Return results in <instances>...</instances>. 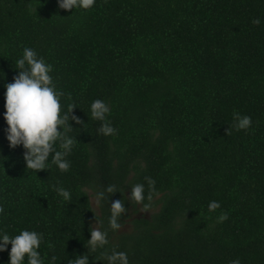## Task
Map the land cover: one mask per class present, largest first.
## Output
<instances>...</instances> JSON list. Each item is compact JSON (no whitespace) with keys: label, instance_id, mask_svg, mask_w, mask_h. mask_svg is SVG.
Instances as JSON below:
<instances>
[{"label":"trees","instance_id":"trees-1","mask_svg":"<svg viewBox=\"0 0 264 264\" xmlns=\"http://www.w3.org/2000/svg\"><path fill=\"white\" fill-rule=\"evenodd\" d=\"M25 46L53 66L61 114L75 105L69 116L84 121L69 119L76 140L66 172L51 156L46 169L26 168L24 149L5 138L4 84ZM97 98L111 109L115 135L91 117ZM233 112L251 116V127L237 131ZM0 154V228L42 232L45 264L80 254L107 264L100 258L112 250L129 264H264V0H96L87 10L0 0ZM146 176L157 189L147 209L129 196L143 183L147 197ZM108 185L117 190L105 192L97 214L89 192ZM115 199L125 203L121 226L130 208L153 212L113 232ZM210 201L220 207L209 212ZM221 212L227 219L217 222ZM93 221L109 240L95 252Z\"/></svg>","mask_w":264,"mask_h":264},{"label":"clouds","instance_id":"clouds-1","mask_svg":"<svg viewBox=\"0 0 264 264\" xmlns=\"http://www.w3.org/2000/svg\"><path fill=\"white\" fill-rule=\"evenodd\" d=\"M58 6L65 10L90 9L96 0H57ZM252 23L259 25L261 19L253 18ZM18 74L13 76L11 82L4 84V117L6 128L5 138L8 146L15 149L21 146L24 149L23 158L25 167L37 170L48 168L49 157L51 163L55 164L62 172L70 168L67 157L75 144L76 138L68 133L73 127L69 119L75 120L77 124H82L79 117L69 114L75 105H69L67 112L61 114L60 100L64 95L62 90L57 89L51 76L53 66L46 62L43 56L37 51L25 46L22 55L16 60ZM90 112L93 120L101 122L98 131L105 136L115 135L117 129L112 126L108 118L111 109L108 104L99 98L94 99L90 104ZM234 128L247 130L252 125V118L249 115H242L233 112ZM58 145V148H57ZM2 155V154H0ZM3 156V155H2ZM148 185V194L145 196V185L136 183L131 185L130 199L136 203L143 204L147 198L149 201L153 195L157 194L155 180L149 176L144 177ZM115 185H108L104 191L94 193V199L99 202L103 200L105 192L114 193ZM55 191L65 201L71 199L69 190L62 186H55ZM147 209L149 205L143 204ZM220 207L218 201H210L208 211H215ZM125 211V203L122 199L112 200L110 204L109 227L113 232L121 228L120 217ZM4 213V208L0 205V214ZM227 212H221L217 217V222L227 219ZM90 238L88 239V249L95 252L98 248L103 249L107 244L108 232L101 228H90ZM44 234L32 229H21L16 235H9L0 228V252L8 250L7 264H45L44 257L39 251ZM11 244L10 250L8 249ZM51 247V245H49ZM57 257L53 255L49 264H55ZM100 260H107V264H129L127 253L112 250L104 252ZM89 255L80 254L75 259H69V264H88ZM229 264H241L239 258L229 261Z\"/></svg>","mask_w":264,"mask_h":264},{"label":"rangeland","instance_id":"rangeland-1","mask_svg":"<svg viewBox=\"0 0 264 264\" xmlns=\"http://www.w3.org/2000/svg\"><path fill=\"white\" fill-rule=\"evenodd\" d=\"M90 193V200H91V204L93 209L95 210V212L98 214L99 213V204L98 202L94 199V194L92 192ZM153 211L152 210H143L142 208H138L137 210L130 208L128 211V215L126 218V222L124 225L121 226V228L119 229V232H128L131 230L132 228V224L131 221L134 218L137 217H141V216H146L148 217ZM93 228H98V221H93Z\"/></svg>","mask_w":264,"mask_h":264}]
</instances>
